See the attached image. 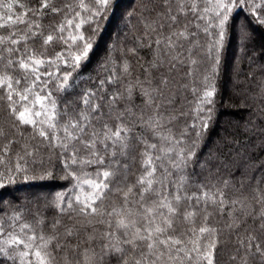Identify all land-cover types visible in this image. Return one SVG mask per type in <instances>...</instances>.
Segmentation results:
<instances>
[{
  "label": "trees",
  "instance_id": "obj_1",
  "mask_svg": "<svg viewBox=\"0 0 264 264\" xmlns=\"http://www.w3.org/2000/svg\"><path fill=\"white\" fill-rule=\"evenodd\" d=\"M0 264H264V0H0Z\"/></svg>",
  "mask_w": 264,
  "mask_h": 264
},
{
  "label": "rangeland",
  "instance_id": "obj_2",
  "mask_svg": "<svg viewBox=\"0 0 264 264\" xmlns=\"http://www.w3.org/2000/svg\"><path fill=\"white\" fill-rule=\"evenodd\" d=\"M231 89H232V91L234 90V89H233V86H231ZM40 193H42V194H43V191H41Z\"/></svg>",
  "mask_w": 264,
  "mask_h": 264
}]
</instances>
